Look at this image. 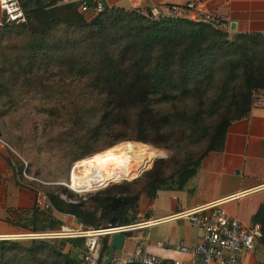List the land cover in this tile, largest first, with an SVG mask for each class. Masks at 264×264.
I'll return each mask as SVG.
<instances>
[{"label":"trees","instance_id":"obj_1","mask_svg":"<svg viewBox=\"0 0 264 264\" xmlns=\"http://www.w3.org/2000/svg\"><path fill=\"white\" fill-rule=\"evenodd\" d=\"M18 2L25 23L0 26V119L23 109L64 119L68 129L57 144L67 170L97 144L134 141L172 152L131 183L97 193L99 216L80 201L48 197L53 209L83 228L104 229L110 220L111 227L131 225L143 198L183 189L206 156L223 152L228 128L249 116L254 95L264 100L262 34L230 38L207 24L139 11L88 15L77 4ZM26 182L35 194L44 186ZM252 223L260 225L264 245V202ZM62 227L56 216L35 209L32 233ZM83 245L73 238L2 240L0 264H81Z\"/></svg>","mask_w":264,"mask_h":264},{"label":"crops","instance_id":"obj_2","mask_svg":"<svg viewBox=\"0 0 264 264\" xmlns=\"http://www.w3.org/2000/svg\"><path fill=\"white\" fill-rule=\"evenodd\" d=\"M52 0H42L43 3ZM107 9L145 12L200 2L205 12L217 20L229 37L237 34L264 35V0H99ZM233 24V30L231 25ZM11 149L0 139V237L15 238L32 233L31 222L37 192L21 186L10 167ZM34 179V178H33ZM34 190V191H32ZM264 202V103L253 106L247 118L228 128L221 153H210L197 175L183 189L158 191L152 200L143 198L133 223L145 224L122 234L123 248L115 255L141 249L165 261L187 262L190 256L181 246L192 247L202 239L201 229L177 214L210 203H221L229 215L250 226ZM40 212L45 211L38 209ZM46 213V212H45ZM59 220L65 218L56 216ZM73 220L72 217H68ZM41 219V217H40ZM75 220H73L74 222ZM13 223V224H12ZM39 223L37 227H40ZM75 224V222H74ZM52 232V231H46ZM55 232V231H53ZM41 233V232H39ZM105 240V238L103 239ZM110 238L108 239V245ZM239 264H264V245L255 241L251 253H244Z\"/></svg>","mask_w":264,"mask_h":264},{"label":"built area","instance_id":"obj_3","mask_svg":"<svg viewBox=\"0 0 264 264\" xmlns=\"http://www.w3.org/2000/svg\"><path fill=\"white\" fill-rule=\"evenodd\" d=\"M57 2L59 5L77 4L78 9L88 15L100 14L106 10L105 5L99 0H57ZM141 14L152 19H184L194 23L207 24L218 30L222 27L217 20L205 12L203 5L198 1L188 2L182 6L166 7L164 9L152 7L148 12H141ZM25 21L26 19L18 0H0V26H21ZM260 104L262 105V102L256 101V104L254 103L253 106ZM79 162L73 165L71 174ZM71 174L68 183H65L64 186L76 194H82L72 189ZM26 181L37 180L28 177L25 171H22L21 176H19V183L21 186L30 188L26 185ZM35 206L54 216L69 217L53 209L46 196L39 192H37ZM176 217L186 219L203 232L201 241L196 245L192 247L183 245L180 247L182 253L190 256L189 261H165L141 249H136L127 255L117 256L114 254L109 264H239L241 255L251 253L254 249L255 241L261 237V227L259 224L244 225L239 219L229 215L221 203H210L188 209L177 214ZM143 225L145 224L109 226L108 228L98 230L83 228L81 225H77L76 229L62 227L59 231L55 232L28 233L15 238L0 237V241L83 239L84 245L80 257L81 264H103L104 259L101 258V252L104 238L112 237L115 234H125Z\"/></svg>","mask_w":264,"mask_h":264},{"label":"rangeland","instance_id":"obj_4","mask_svg":"<svg viewBox=\"0 0 264 264\" xmlns=\"http://www.w3.org/2000/svg\"><path fill=\"white\" fill-rule=\"evenodd\" d=\"M54 1L57 0H52L51 2L45 4H50ZM253 98V104H256V101L264 103L262 94L260 93L254 95ZM67 129L68 126L64 119H47L45 116L38 115L29 109L20 110L15 115L0 119V139L3 140L11 149V152H9L10 167L14 174H17L16 171L22 169L28 177L35 178L39 180L42 185H44L40 190L36 188V191L45 195L47 199L48 197H58L68 203L80 201L85 204L86 208H90V210L95 212L97 216L101 214V209L94 206L93 203V198L96 197L97 193L103 192L108 188L111 189L112 187H121L125 183H131L139 178L144 172L150 170L156 161H166L172 156V152L168 150L156 148L151 144H143L134 141L119 142L109 148L106 147V144H97L91 148L89 147L87 149L89 154H87L84 158L73 162L67 170L68 160L64 159L60 161L61 155L58 152L59 146L57 144V136L64 133ZM127 143L142 144L156 150L154 151L153 161L150 167H148L139 176L131 181L122 180L119 182H113L103 189L82 194H76L64 186L70 178L71 169L75 163L93 159L112 148L117 149L119 147H123ZM54 146L56 147V150L54 149ZM158 152L160 153L158 154ZM15 178L19 179V175L17 174ZM81 186L82 180L74 178L73 176V187L80 188ZM137 188L138 187L136 186V189ZM117 205L118 204L112 205L111 203L112 208ZM62 222L63 227L68 229H76L78 225H76V223L74 224L71 218H65ZM111 223L112 220H110L108 225H105L104 227L108 228ZM26 241L28 242L29 240ZM80 257L78 255V259H80Z\"/></svg>","mask_w":264,"mask_h":264},{"label":"bare ground","instance_id":"obj_5","mask_svg":"<svg viewBox=\"0 0 264 264\" xmlns=\"http://www.w3.org/2000/svg\"><path fill=\"white\" fill-rule=\"evenodd\" d=\"M154 151L142 144L127 143L93 159L79 162L72 172L71 187L77 193H86L113 182L131 181L150 167ZM73 176L82 180L80 188L73 187Z\"/></svg>","mask_w":264,"mask_h":264},{"label":"water","instance_id":"obj_6","mask_svg":"<svg viewBox=\"0 0 264 264\" xmlns=\"http://www.w3.org/2000/svg\"><path fill=\"white\" fill-rule=\"evenodd\" d=\"M233 24L231 25V30H233ZM120 202V199H114L112 201V205H116ZM76 224L77 221H74ZM124 236L122 234H115L112 237H110V242H109V247L106 253V256L104 258L103 264H109L112 257L115 254V251H120L123 248V244H124Z\"/></svg>","mask_w":264,"mask_h":264}]
</instances>
